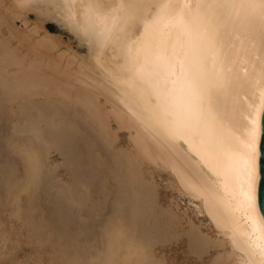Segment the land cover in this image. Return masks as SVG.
Instances as JSON below:
<instances>
[{"label":"bare ground","instance_id":"bare-ground-1","mask_svg":"<svg viewBox=\"0 0 264 264\" xmlns=\"http://www.w3.org/2000/svg\"><path fill=\"white\" fill-rule=\"evenodd\" d=\"M35 8L67 22L87 55L18 29ZM0 97L41 101L57 145L80 123L111 162L99 264H264V0H0Z\"/></svg>","mask_w":264,"mask_h":264},{"label":"rangeland","instance_id":"rangeland-1","mask_svg":"<svg viewBox=\"0 0 264 264\" xmlns=\"http://www.w3.org/2000/svg\"><path fill=\"white\" fill-rule=\"evenodd\" d=\"M24 13L14 20L23 33L35 28L39 33L34 37L48 34L57 39V51L87 55L85 42L67 22L39 14L36 8ZM5 103L0 101V264H99L105 256L100 224L109 212L108 204L116 198L110 178L114 173H107L111 162H103L100 146L78 122L76 132L67 134L62 146L54 138H44L41 101L36 103L40 113L30 103ZM55 122L53 128L69 132L64 120ZM30 141L42 153L43 174L38 178L25 153Z\"/></svg>","mask_w":264,"mask_h":264},{"label":"water","instance_id":"water-1","mask_svg":"<svg viewBox=\"0 0 264 264\" xmlns=\"http://www.w3.org/2000/svg\"><path fill=\"white\" fill-rule=\"evenodd\" d=\"M258 177L256 180V200L264 223V108L261 116V135L259 142Z\"/></svg>","mask_w":264,"mask_h":264}]
</instances>
